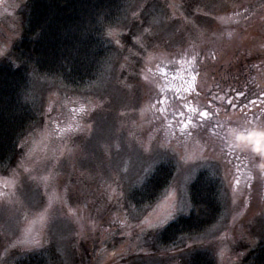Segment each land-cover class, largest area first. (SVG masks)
<instances>
[{
    "label": "rangeland",
    "instance_id": "rangeland-1",
    "mask_svg": "<svg viewBox=\"0 0 264 264\" xmlns=\"http://www.w3.org/2000/svg\"><path fill=\"white\" fill-rule=\"evenodd\" d=\"M26 2L0 0V60L22 32ZM187 3L209 17L193 21ZM155 7L168 16L145 23ZM131 19L133 43L126 38L128 27L110 30L118 52L102 81L83 89L48 81L38 89L44 121L22 138L16 166L0 167V264H16L53 241L68 264L77 256L79 264L80 258L83 264H133L141 253L160 264H182L194 247L210 250L217 264H240L264 232V177L256 187L260 174L249 155L239 158L245 173L251 171L245 188L236 178L237 165L212 137L196 138L189 133L194 127L172 124L182 106L174 98L169 107L166 95L182 74L202 84L201 75L223 74L242 60L240 54L264 49V0H138ZM159 161L173 166L171 181L154 204L134 208L127 200L130 189ZM207 168L218 170L225 182L220 224L152 255L148 233L186 209L189 184ZM173 205L172 218L150 226Z\"/></svg>",
    "mask_w": 264,
    "mask_h": 264
},
{
    "label": "trees",
    "instance_id": "trees-1",
    "mask_svg": "<svg viewBox=\"0 0 264 264\" xmlns=\"http://www.w3.org/2000/svg\"><path fill=\"white\" fill-rule=\"evenodd\" d=\"M137 2L138 0H27L23 4L22 32L12 44L8 55L0 60L1 168L10 170L16 166L22 155V138L44 121L43 99L38 90L42 84L61 81L71 88L83 89L102 81L101 76L108 69L110 72V64L118 52L117 44L110 37V30L128 27L129 34L127 32L126 38L130 39V43L134 42L135 19L132 20L131 17ZM156 5L160 6L158 2ZM187 6V13L193 21L209 17L193 9V3H187ZM163 9L157 7L156 10L155 7V11H147L149 20L146 19L145 23L151 17L157 22V17L168 16L166 12L162 13ZM147 16L144 15L145 18ZM205 32L206 37L209 33ZM261 38L264 40V35ZM240 56L242 60L238 58L236 62H231L229 65L232 67L228 70L225 68L223 74L212 73V76L206 77L201 75L204 80L202 84L197 81L196 92L192 88L191 93H183L179 85L176 89L171 84L167 87L170 89L166 91V95L170 94L169 107L174 105V98L181 105L180 101L185 95L188 99L193 98L202 103L207 109V116L199 119L202 125L194 127L189 133L196 135V138L212 137L213 143L235 162L236 178L243 180L241 186L246 188L251 180V171L247 170L245 173V165L243 167L239 163L242 161L240 159H245L246 153L233 150L225 142V121L228 117H231V122L251 118L264 123V49L256 47L251 53ZM198 64L200 66V62ZM203 69L206 68L200 67L199 70ZM183 71L188 73L187 67ZM160 109L164 110V107L160 106ZM256 139L260 140V137ZM149 171L140 184H135L130 189L127 200L134 208L154 204L171 181L174 169L170 162L159 161ZM260 179V175L255 177L256 187ZM224 183L218 170L207 168L198 171L189 184L186 209L153 234L148 233L152 255H159L157 250L175 248L185 238L205 236L215 229L223 215ZM261 186L264 188L263 182ZM69 189L71 190V186ZM87 189L88 193L93 192ZM83 196L85 199L88 197L86 192ZM141 254L136 255L137 260L133 264H160L153 256ZM18 260L16 264H68L54 241L39 250L25 253ZM80 262L83 264L84 259L80 258ZM183 262L217 264L213 253L203 247L187 251L182 264ZM74 263L79 264L78 256L76 259L74 257ZM240 264H264V232L244 255Z\"/></svg>",
    "mask_w": 264,
    "mask_h": 264
},
{
    "label": "clouds",
    "instance_id": "clouds-1",
    "mask_svg": "<svg viewBox=\"0 0 264 264\" xmlns=\"http://www.w3.org/2000/svg\"><path fill=\"white\" fill-rule=\"evenodd\" d=\"M232 35V32L227 33L228 37ZM225 124V142L233 150L248 154L253 161V170L264 177V123L253 121L251 118L231 122V117H228ZM257 137H260L259 142Z\"/></svg>",
    "mask_w": 264,
    "mask_h": 264
},
{
    "label": "flooded vegetation",
    "instance_id": "flooded-vegetation-1",
    "mask_svg": "<svg viewBox=\"0 0 264 264\" xmlns=\"http://www.w3.org/2000/svg\"><path fill=\"white\" fill-rule=\"evenodd\" d=\"M192 75H185L182 74L181 76H178V78L172 79L171 81L174 82L173 86L176 87L179 85L180 89L182 90L183 93L186 92H196L197 90H195V86L197 84V76H195V80L193 81L192 79ZM191 81H193V83H191ZM190 83L192 85V88H194V90H189V91H184V89H188L189 84ZM171 85V84H170ZM178 91V90H177ZM179 92V91H178ZM185 95V94H184ZM184 95H181L184 96ZM181 106L180 109V115L179 118H175L174 116L171 117L170 121L173 120L174 124L175 122L178 123L177 121L182 122L184 125H188L189 127H199L202 125V123H200L198 120L202 119V117H204L205 115H202V113H207V109L204 108L202 106V103L200 102H196L193 100V98L188 99V97L185 95L182 99H181ZM177 116V114L175 115ZM207 116V115H206Z\"/></svg>",
    "mask_w": 264,
    "mask_h": 264
},
{
    "label": "snow or ice",
    "instance_id": "snow-or-ice-1",
    "mask_svg": "<svg viewBox=\"0 0 264 264\" xmlns=\"http://www.w3.org/2000/svg\"><path fill=\"white\" fill-rule=\"evenodd\" d=\"M193 81L196 79L195 77H192ZM192 89V85L190 84L188 89H184V91H189ZM202 115H207V113H202ZM177 210V206L173 205L172 209L168 210V212L161 216L159 219H158V222L155 223V224H152L150 225L151 227L153 228H157L158 226H161L163 225L164 223H166L170 218H172V216L174 215V212H176ZM13 247H15V245H12Z\"/></svg>",
    "mask_w": 264,
    "mask_h": 264
}]
</instances>
